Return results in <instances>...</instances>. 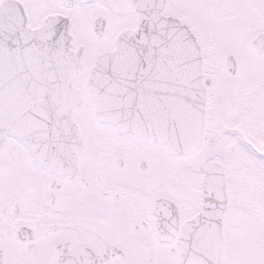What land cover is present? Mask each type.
<instances>
[{
    "label": "snow or ice",
    "instance_id": "1",
    "mask_svg": "<svg viewBox=\"0 0 264 264\" xmlns=\"http://www.w3.org/2000/svg\"><path fill=\"white\" fill-rule=\"evenodd\" d=\"M0 264H264V0H0Z\"/></svg>",
    "mask_w": 264,
    "mask_h": 264
}]
</instances>
